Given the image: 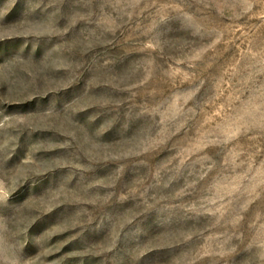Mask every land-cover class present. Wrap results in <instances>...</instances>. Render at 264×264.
Here are the masks:
<instances>
[{"label": "rangeland", "instance_id": "rangeland-1", "mask_svg": "<svg viewBox=\"0 0 264 264\" xmlns=\"http://www.w3.org/2000/svg\"><path fill=\"white\" fill-rule=\"evenodd\" d=\"M0 264H264V0H0Z\"/></svg>", "mask_w": 264, "mask_h": 264}]
</instances>
